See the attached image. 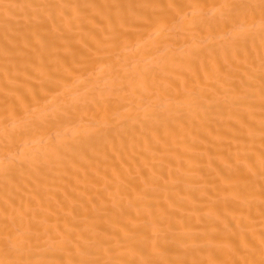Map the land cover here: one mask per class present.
<instances>
[{
  "label": "bare ground",
  "instance_id": "6f19581e",
  "mask_svg": "<svg viewBox=\"0 0 264 264\" xmlns=\"http://www.w3.org/2000/svg\"><path fill=\"white\" fill-rule=\"evenodd\" d=\"M0 264H264V0H0Z\"/></svg>",
  "mask_w": 264,
  "mask_h": 264
}]
</instances>
